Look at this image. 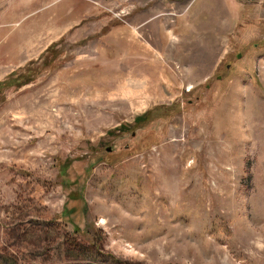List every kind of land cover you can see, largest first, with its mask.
<instances>
[{
  "label": "rangeland",
  "instance_id": "rangeland-1",
  "mask_svg": "<svg viewBox=\"0 0 264 264\" xmlns=\"http://www.w3.org/2000/svg\"><path fill=\"white\" fill-rule=\"evenodd\" d=\"M0 264H264V0H0Z\"/></svg>",
  "mask_w": 264,
  "mask_h": 264
},
{
  "label": "crops",
  "instance_id": "crops-1",
  "mask_svg": "<svg viewBox=\"0 0 264 264\" xmlns=\"http://www.w3.org/2000/svg\"><path fill=\"white\" fill-rule=\"evenodd\" d=\"M211 33H214L212 35V38H210L209 36V39L207 40H203V41H197L194 43V47L195 51H201L202 50H209L210 51V55H208L205 51H203L204 53L201 54V58L202 59H207V57L209 56L212 60L210 63H213L214 62V57H215V49H217V45L218 47L220 48V44H221V40L220 38H216V31L215 30H211L210 31ZM220 33V29H218L217 27V34ZM182 41L181 40H178L177 38H167L161 45H160V51L161 52L159 55L160 56H163V58H166V59H171L172 62L175 64H178L179 68H187L186 70H188V67L189 65L186 63L184 64V62H180L179 59L183 58V49L181 48V43ZM197 47H199L200 49H198ZM188 57L192 58V57H196V56H199V54H196V53H192V51H190L188 54H187ZM177 61H176V60ZM207 65V64H205ZM211 67V66H210ZM182 70V69H181ZM182 71H185L184 69ZM189 73V70L187 71ZM195 72H203L202 70H196Z\"/></svg>",
  "mask_w": 264,
  "mask_h": 264
},
{
  "label": "trees",
  "instance_id": "trees-1",
  "mask_svg": "<svg viewBox=\"0 0 264 264\" xmlns=\"http://www.w3.org/2000/svg\"><path fill=\"white\" fill-rule=\"evenodd\" d=\"M145 117L146 114L145 115L143 114L142 117L136 119L135 123L142 122V120H145Z\"/></svg>",
  "mask_w": 264,
  "mask_h": 264
}]
</instances>
